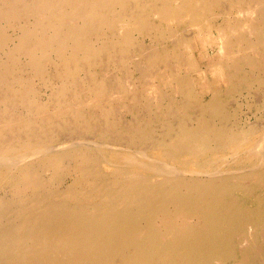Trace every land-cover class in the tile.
Masks as SVG:
<instances>
[{"label": "bare ground", "instance_id": "6f19581e", "mask_svg": "<svg viewBox=\"0 0 264 264\" xmlns=\"http://www.w3.org/2000/svg\"><path fill=\"white\" fill-rule=\"evenodd\" d=\"M255 187L264 0H0V264H264Z\"/></svg>", "mask_w": 264, "mask_h": 264}, {"label": "rangeland", "instance_id": "374dc122", "mask_svg": "<svg viewBox=\"0 0 264 264\" xmlns=\"http://www.w3.org/2000/svg\"><path fill=\"white\" fill-rule=\"evenodd\" d=\"M207 40H208V42L209 43H212L211 41L213 40V37L210 35V33L208 32L207 33ZM197 39H200V36H199V38H197ZM196 39V42L198 43L197 44V46H198V48H202L203 47V44H205L204 42H207L206 41V39H204L203 41H202V44L200 43V41L198 42V40ZM197 48V47H196ZM210 48H208L207 49V51H206V53H207V55H208V53L210 54V50H209ZM199 50V49H198ZM200 51V50H199ZM214 51H211V54L213 53ZM197 55H200V53H198ZM210 56L211 55H209V58H210ZM132 70L133 69H131V72H132ZM122 73V72H121ZM194 75L195 76H198V73L196 72V73H194ZM135 77H138V74L136 73L135 74ZM197 86V87H196ZM196 86H195V89H196V91L199 93V92H201V85L199 84H196ZM201 89V90H200ZM241 101V102H240ZM233 102V103H232ZM235 102V103H234ZM231 105L230 106H232V107H234V108H236L237 110H238V123L240 124V125H242V123L245 121L244 119H246L247 118V116H249V117H251V119L253 120V119H255V116H254V113L256 112V107L255 106H253L252 107V105H251V103L250 102H247V100H245L244 99V102H243V99L242 98H240V97H235V98H233V100L231 101V103H230ZM237 106H235V105ZM243 104V105H242ZM255 108V109H254ZM244 109V110H243ZM252 110V111H251ZM251 111V112H250ZM244 112H246V113H244ZM248 112V113H247ZM249 112L250 113H252V114H249ZM247 114V115H246ZM253 116V117H252ZM129 118V117H128ZM257 189V190H256ZM255 192V193H254ZM0 193H2V192H0ZM258 193H261V195H263L264 196V190L263 189H259V188H257V187H255L254 188V191L250 194V193H241L240 195H241V201L243 202V204L245 205V206H247V207H252L253 209H256V210H258L259 208V206H258V201L256 200V198H254V195L255 194H257L258 195ZM246 195H248V196H246ZM256 195V196H257ZM253 197V198H252ZM255 199V200H254ZM247 200V201H246ZM252 200H253V202H252ZM248 201H251V202H248ZM255 201V202H254ZM246 204H245V203ZM250 205V206H249ZM251 205H253V206H251Z\"/></svg>", "mask_w": 264, "mask_h": 264}]
</instances>
